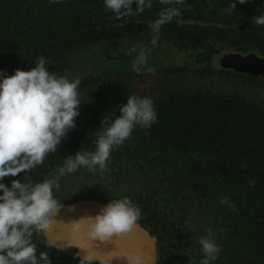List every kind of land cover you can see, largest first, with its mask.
<instances>
[{
	"label": "trees",
	"instance_id": "obj_1",
	"mask_svg": "<svg viewBox=\"0 0 264 264\" xmlns=\"http://www.w3.org/2000/svg\"><path fill=\"white\" fill-rule=\"evenodd\" d=\"M180 4L199 12L228 5L152 0L150 8L116 20L103 0H0V73L28 69L41 55L54 70L86 27L145 22L165 7L179 10ZM233 11L234 18L250 20L264 14V0L236 3ZM154 108L156 121L148 128L135 126L110 152L106 170H93L95 178L92 171L82 175L92 177L88 181L101 189L99 195H127L140 205L138 221L157 238L155 264H197L198 238L208 228L220 245L214 264H264V115L228 100L194 96L154 101ZM115 115L118 110L87 123L23 180H43L67 156L93 151L97 134ZM11 180L3 178L6 185ZM61 180L64 185L66 175ZM222 196L235 211L219 202Z\"/></svg>",
	"mask_w": 264,
	"mask_h": 264
},
{
	"label": "clouds",
	"instance_id": "obj_2",
	"mask_svg": "<svg viewBox=\"0 0 264 264\" xmlns=\"http://www.w3.org/2000/svg\"><path fill=\"white\" fill-rule=\"evenodd\" d=\"M160 2L171 5L173 0ZM236 3L243 4L245 0H229L225 11L235 9ZM103 5L120 20L150 8L152 0H103ZM176 15V7H165L151 22L153 45L157 43L161 26ZM253 22L264 25V14L255 16ZM145 62L142 50L133 64L134 70L139 72ZM46 66L47 58L41 55L28 69L16 68L10 75L0 73V264H51L48 252L40 251L37 256L32 236L47 232L54 221L52 217L61 206L54 195V189L60 187V178L82 167L106 170L110 152L129 138L133 128H148L157 118L151 96L129 95L119 105L118 115L97 134L93 151H77L67 156L54 175L43 180L32 183L12 179L6 185L5 176L35 168L48 153L55 151L68 130L75 127L74 118L82 102L78 92L80 81L51 72ZM219 202L235 211L228 197H220ZM72 208L68 206L69 211ZM140 217V205L124 195L108 199L95 214L72 221L70 230L78 231L81 221L86 220L88 236L107 241L129 233ZM198 244L202 256L197 264H214L220 245L211 228L198 238ZM113 258L123 260L124 264H142L139 249L103 257L84 251L77 264H111Z\"/></svg>",
	"mask_w": 264,
	"mask_h": 264
},
{
	"label": "flooded vegetation",
	"instance_id": "obj_3",
	"mask_svg": "<svg viewBox=\"0 0 264 264\" xmlns=\"http://www.w3.org/2000/svg\"><path fill=\"white\" fill-rule=\"evenodd\" d=\"M184 1L187 0H181ZM183 7L180 4L178 15L161 26L155 45L151 43L154 33L150 28L154 18L145 22L133 19L137 21L132 20L129 25L120 22L110 27L92 25L82 30L83 35L73 40L61 62L49 71L65 74L69 79L78 78L80 99H89L92 105H79L75 127L68 130L56 147L82 131L87 123L117 111L129 95L151 96L153 102L192 96L218 98L246 107L250 113L264 115V76L223 66L218 61L221 56L231 54L264 56V25H256L253 18H234L233 10L225 11L227 6L224 10L209 8L204 12L192 4L186 5L185 10ZM142 50L146 62L137 72L133 64ZM105 101L115 105L103 112ZM85 115L87 118L81 122ZM38 167L5 177L23 181L35 174ZM91 171L95 178V171L83 167L67 174L63 186L61 177L60 187L54 189L57 200L65 202L85 195L111 199L99 195L101 189L88 181L86 173ZM52 238L56 240L55 236ZM32 242L37 256L40 251L48 252L51 264H77L79 257L74 246L58 247L44 233H33Z\"/></svg>",
	"mask_w": 264,
	"mask_h": 264
},
{
	"label": "water",
	"instance_id": "obj_4",
	"mask_svg": "<svg viewBox=\"0 0 264 264\" xmlns=\"http://www.w3.org/2000/svg\"><path fill=\"white\" fill-rule=\"evenodd\" d=\"M221 65L247 71L255 75L264 76V56L258 55H235L221 56L218 58ZM107 202V199L94 196H79L61 202V206L56 211L49 230L44 234L56 246L61 244L71 245L77 248L76 255H83L84 251L94 253L97 256H106L121 251L139 249L142 257V264H155L159 256L156 236L147 230L137 221L129 233L121 236H113L111 240L100 241L92 239L87 234V221H81L78 231L70 230V223L83 215H92L100 210ZM72 205L71 211L68 206ZM55 236L56 240H53ZM111 264H124L123 260L112 259Z\"/></svg>",
	"mask_w": 264,
	"mask_h": 264
},
{
	"label": "rangeland",
	"instance_id": "obj_5",
	"mask_svg": "<svg viewBox=\"0 0 264 264\" xmlns=\"http://www.w3.org/2000/svg\"><path fill=\"white\" fill-rule=\"evenodd\" d=\"M81 105L82 106H91L92 104H91V100H86V101H82L81 102ZM115 104L113 103V102H111V101H105L104 103H103V106H102V111L103 112H105L106 111V109L107 108H111V107H113ZM87 118V116L85 115V116H83V118L81 119V122L83 121V119H86ZM63 186V185H62ZM60 190V189H59Z\"/></svg>",
	"mask_w": 264,
	"mask_h": 264
}]
</instances>
